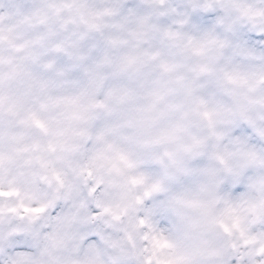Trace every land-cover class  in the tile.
I'll return each instance as SVG.
<instances>
[{"label": "clouds", "instance_id": "clouds-1", "mask_svg": "<svg viewBox=\"0 0 264 264\" xmlns=\"http://www.w3.org/2000/svg\"><path fill=\"white\" fill-rule=\"evenodd\" d=\"M0 264H264V0H0Z\"/></svg>", "mask_w": 264, "mask_h": 264}]
</instances>
